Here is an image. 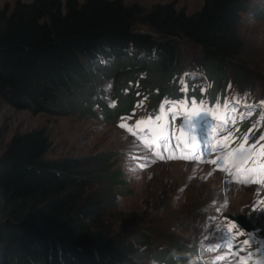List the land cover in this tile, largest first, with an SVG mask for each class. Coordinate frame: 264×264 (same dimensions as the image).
Instances as JSON below:
<instances>
[{
    "label": "trees",
    "instance_id": "16d2710c",
    "mask_svg": "<svg viewBox=\"0 0 264 264\" xmlns=\"http://www.w3.org/2000/svg\"><path fill=\"white\" fill-rule=\"evenodd\" d=\"M245 12L241 0H206L192 15L173 5L145 12L122 0H34L0 8V98L34 115L94 117L95 108L110 113L100 95L111 80L117 116L133 110L138 82L148 96L181 100L173 79L180 62L175 40L184 38L201 51L215 103L225 79L219 87L214 76L222 78L241 48ZM137 24L149 32L137 31ZM49 146L45 132L35 130L15 135L0 157V264H140L137 239L101 229L106 200L89 191L87 160H45ZM99 176L121 184L116 172ZM154 259L197 264L185 248L161 249Z\"/></svg>",
    "mask_w": 264,
    "mask_h": 264
},
{
    "label": "rangeland",
    "instance_id": "374dc122",
    "mask_svg": "<svg viewBox=\"0 0 264 264\" xmlns=\"http://www.w3.org/2000/svg\"><path fill=\"white\" fill-rule=\"evenodd\" d=\"M33 1L0 0V8ZM122 1L145 12L173 5L192 15L206 0ZM241 1V48L228 59L222 78L214 76L219 87L225 79L217 102L209 100L212 87L201 51L177 38L180 62L173 83L181 100L148 96L138 82L133 110L117 116L111 80L100 95L110 113L95 108L94 117L34 115L0 98V157L15 135L43 130L50 145L45 160L86 159L92 169L89 191L106 200L101 229L137 239L140 264H162L154 254L166 248H185L197 264H264V0ZM134 29L149 32L140 24ZM101 157L103 166L95 162ZM190 165L204 174H188ZM102 171L116 172L121 184L105 182ZM214 175L221 178L218 187ZM230 216L244 217L255 233L243 231Z\"/></svg>",
    "mask_w": 264,
    "mask_h": 264
},
{
    "label": "water",
    "instance_id": "95a60500",
    "mask_svg": "<svg viewBox=\"0 0 264 264\" xmlns=\"http://www.w3.org/2000/svg\"><path fill=\"white\" fill-rule=\"evenodd\" d=\"M228 220L235 223L238 227H240L243 231H245L248 234H254L255 229L249 224V222L242 216H230L228 217Z\"/></svg>",
    "mask_w": 264,
    "mask_h": 264
},
{
    "label": "bare ground",
    "instance_id": "6f19581e",
    "mask_svg": "<svg viewBox=\"0 0 264 264\" xmlns=\"http://www.w3.org/2000/svg\"><path fill=\"white\" fill-rule=\"evenodd\" d=\"M202 167H200V166H196V165H190V166H188L187 168H186V172L189 174H196V176L198 177L199 175H201V174H204V172L202 171V169H201ZM222 176V175H221ZM212 177H214L215 179H214V184H215V186L216 187H218L219 185H220V181H221V178L219 177V176H217V175H214V176H212Z\"/></svg>",
    "mask_w": 264,
    "mask_h": 264
}]
</instances>
